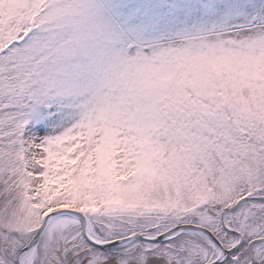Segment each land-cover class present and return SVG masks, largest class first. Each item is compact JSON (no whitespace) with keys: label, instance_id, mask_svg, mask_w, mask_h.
I'll return each instance as SVG.
<instances>
[{"label":"snow or ice","instance_id":"1","mask_svg":"<svg viewBox=\"0 0 264 264\" xmlns=\"http://www.w3.org/2000/svg\"><path fill=\"white\" fill-rule=\"evenodd\" d=\"M0 264H264V0H0Z\"/></svg>","mask_w":264,"mask_h":264}]
</instances>
